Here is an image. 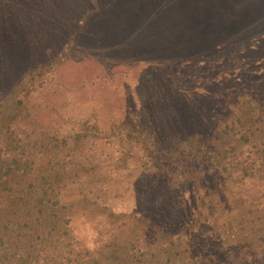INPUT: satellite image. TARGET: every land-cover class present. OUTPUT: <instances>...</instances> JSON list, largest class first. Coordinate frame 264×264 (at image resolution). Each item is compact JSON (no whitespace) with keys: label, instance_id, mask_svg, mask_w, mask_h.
I'll use <instances>...</instances> for the list:
<instances>
[{"label":"trees","instance_id":"obj_1","mask_svg":"<svg viewBox=\"0 0 264 264\" xmlns=\"http://www.w3.org/2000/svg\"><path fill=\"white\" fill-rule=\"evenodd\" d=\"M227 1L137 121L44 99L72 34L0 96V264H264V0Z\"/></svg>","mask_w":264,"mask_h":264},{"label":"rangeland","instance_id":"obj_2","mask_svg":"<svg viewBox=\"0 0 264 264\" xmlns=\"http://www.w3.org/2000/svg\"><path fill=\"white\" fill-rule=\"evenodd\" d=\"M216 1L0 0V96L23 71L52 58L72 34L70 59L44 99L62 101L60 92L53 94L61 88L75 105L100 110L96 113L102 122H115L116 117L117 122L123 117L137 121L144 117V108L154 105L157 88L174 90V94L191 92V85L174 88L173 76L187 74L182 71L181 59L190 58V50L180 49V44H193L186 41L188 33L196 39L193 27H199L200 35L215 25L219 18ZM225 2L226 9L235 5ZM169 115L171 123L183 119L180 114ZM125 153L111 150L106 155L114 158V154ZM88 219L79 216L75 225L77 233L91 242L101 226Z\"/></svg>","mask_w":264,"mask_h":264}]
</instances>
